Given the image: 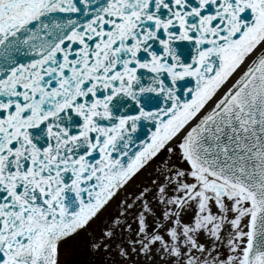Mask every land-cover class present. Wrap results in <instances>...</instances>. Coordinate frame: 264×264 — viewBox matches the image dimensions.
I'll return each mask as SVG.
<instances>
[{"label": "snow or ice", "instance_id": "snow-or-ice-1", "mask_svg": "<svg viewBox=\"0 0 264 264\" xmlns=\"http://www.w3.org/2000/svg\"><path fill=\"white\" fill-rule=\"evenodd\" d=\"M0 264H264V0H0Z\"/></svg>", "mask_w": 264, "mask_h": 264}]
</instances>
